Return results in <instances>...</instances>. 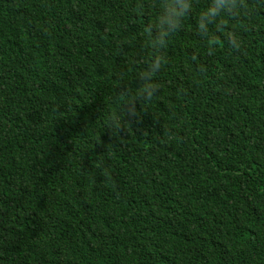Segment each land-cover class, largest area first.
Instances as JSON below:
<instances>
[{"label": "trees", "instance_id": "1", "mask_svg": "<svg viewBox=\"0 0 264 264\" xmlns=\"http://www.w3.org/2000/svg\"><path fill=\"white\" fill-rule=\"evenodd\" d=\"M0 264H264V0H0Z\"/></svg>", "mask_w": 264, "mask_h": 264}, {"label": "clouds", "instance_id": "2", "mask_svg": "<svg viewBox=\"0 0 264 264\" xmlns=\"http://www.w3.org/2000/svg\"><path fill=\"white\" fill-rule=\"evenodd\" d=\"M155 67L158 69V68H159V64L157 63V64L155 65Z\"/></svg>", "mask_w": 264, "mask_h": 264}]
</instances>
